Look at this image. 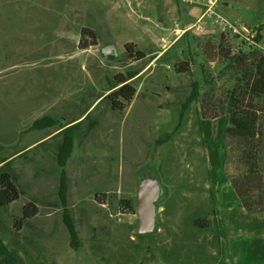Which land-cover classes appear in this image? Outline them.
Segmentation results:
<instances>
[{
	"label": "rangeland",
	"instance_id": "obj_1",
	"mask_svg": "<svg viewBox=\"0 0 264 264\" xmlns=\"http://www.w3.org/2000/svg\"><path fill=\"white\" fill-rule=\"evenodd\" d=\"M151 3L0 0V170L7 164L20 191L0 208V264L214 258L215 249L207 255L205 247L218 238L214 215L236 198L228 174L247 167L243 143L225 134L229 96L243 80L218 46L222 36L236 54H264L261 33L253 44L256 29L264 32V0L217 5L223 20L252 29L248 39L223 33L208 18L203 33L178 37L174 30L189 27L194 16L176 17L168 12L173 4ZM83 28L96 40L86 50L78 45ZM129 43L145 58L130 59ZM111 44L114 53L104 58L101 49ZM185 63L189 72L177 74L174 67ZM128 73L135 74L129 80L135 95L123 111H112L103 98L119 87L114 77ZM193 83L196 100H190ZM255 102L264 131V99ZM41 119L46 126L34 128ZM261 150L264 172V143ZM144 174L158 178L162 196L155 231L139 236L137 216L123 202L134 199ZM28 203L37 215L14 228Z\"/></svg>",
	"mask_w": 264,
	"mask_h": 264
},
{
	"label": "trees",
	"instance_id": "obj_2",
	"mask_svg": "<svg viewBox=\"0 0 264 264\" xmlns=\"http://www.w3.org/2000/svg\"><path fill=\"white\" fill-rule=\"evenodd\" d=\"M256 30L259 32L256 34L253 44H258L261 39L260 28ZM81 37L85 41H79V49L86 50L96 45L95 36L91 30L83 28L81 30ZM220 38L218 55L226 59L230 64L235 65L240 70L243 80L242 84L238 86L239 90L235 88L230 93L228 107L225 113L228 122L225 134L227 138L243 143V162L246 163L247 167L239 174H228V179L242 207L247 214L251 215L264 212V178H262V173L264 172H262L260 167L264 131H262L260 118L261 110L255 102V99H264V54L259 50H253L247 54H236L225 47L222 44V36ZM124 49L127 56L134 61L145 58L143 52L134 51V46L131 43L126 44ZM174 71L177 74L188 73V64L177 65L174 67ZM134 75V73H128L126 76L117 75L114 77L115 83L113 88L116 86L119 87L103 98L109 101L112 111L121 112L132 101L135 95V88L129 80ZM197 98V84L193 83L190 100H196ZM43 124L45 125V119L36 120L33 123V127L39 128ZM226 164H228V160ZM3 167L0 170V208L7 207L17 201L20 196V191L14 183L11 173L6 169L7 164H4ZM123 203L133 214L135 213L134 199ZM37 213V207L33 203L24 205L21 217L14 220V228L20 229L25 221L36 216Z\"/></svg>",
	"mask_w": 264,
	"mask_h": 264
},
{
	"label": "crops",
	"instance_id": "obj_3",
	"mask_svg": "<svg viewBox=\"0 0 264 264\" xmlns=\"http://www.w3.org/2000/svg\"><path fill=\"white\" fill-rule=\"evenodd\" d=\"M147 4H153V0H145ZM163 5L169 7L168 12H173L172 15L180 18L193 17L195 21L202 12L201 6H196L195 10H187L185 7L175 4L172 0H159ZM227 3H223L225 7ZM150 6V5H149ZM146 6L143 5V8ZM190 9V8H189ZM217 14L219 13L216 10ZM224 14H226L224 12ZM220 16V15H219ZM222 17V16H220ZM194 21V22H195ZM209 23V22H208ZM212 23V22H211ZM213 24V23H212ZM261 36L264 37V32L261 29ZM152 59L153 62L157 57ZM234 192V191H233ZM232 202L230 209H219L217 216L214 215V228L217 232V241L215 244H206L209 254H213L214 258L210 261L207 257L199 262L190 264H264V212L247 214L242 207L237 195ZM207 229L209 228L206 226ZM211 247V248H210ZM204 248V247H203ZM214 250V251H211ZM211 257V256H210Z\"/></svg>",
	"mask_w": 264,
	"mask_h": 264
},
{
	"label": "water",
	"instance_id": "obj_4",
	"mask_svg": "<svg viewBox=\"0 0 264 264\" xmlns=\"http://www.w3.org/2000/svg\"><path fill=\"white\" fill-rule=\"evenodd\" d=\"M104 58L112 57L114 45H108L101 49ZM162 196V187L157 177L142 175L138 180L134 196V208L137 216L136 234L146 236L155 229L156 203Z\"/></svg>",
	"mask_w": 264,
	"mask_h": 264
},
{
	"label": "built area",
	"instance_id": "obj_5",
	"mask_svg": "<svg viewBox=\"0 0 264 264\" xmlns=\"http://www.w3.org/2000/svg\"><path fill=\"white\" fill-rule=\"evenodd\" d=\"M182 4L189 6H201L202 12L197 20L192 23L189 27L183 29L174 30L175 35L180 37L185 35L188 31H194L196 33H203L207 24L203 22L205 18L213 19L218 27L223 31V33H230L234 36L239 37L240 39H248L253 37L252 29H247L243 26H235L234 24H230L220 17L217 12V5L220 0H179Z\"/></svg>",
	"mask_w": 264,
	"mask_h": 264
}]
</instances>
